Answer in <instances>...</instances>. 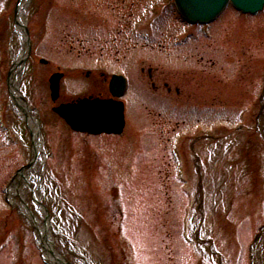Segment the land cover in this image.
<instances>
[{"label":"rangeland","instance_id":"1","mask_svg":"<svg viewBox=\"0 0 264 264\" xmlns=\"http://www.w3.org/2000/svg\"><path fill=\"white\" fill-rule=\"evenodd\" d=\"M99 1L29 0L23 13L30 46L18 89L38 120V195L54 249L70 264H264V10L227 6L208 24L209 39L171 46L169 9L146 23L150 38L133 34L135 5L98 9ZM16 3L0 0V264H46L4 192L32 159L7 84L21 47ZM96 64L104 79L126 76L120 134L86 137L50 109L80 93L79 69ZM57 68L65 77L51 102L47 78ZM25 198L33 208L29 190Z\"/></svg>","mask_w":264,"mask_h":264},{"label":"bare ground","instance_id":"2","mask_svg":"<svg viewBox=\"0 0 264 264\" xmlns=\"http://www.w3.org/2000/svg\"><path fill=\"white\" fill-rule=\"evenodd\" d=\"M29 0H17L14 13V31L19 35L21 47L18 54L13 58V68L8 76V86L11 100L19 115L25 121L31 133V165L19 171L8 183L6 194L8 198L19 206L21 212L33 226L36 239L40 244L43 255L49 264H68L63 257L54 249L50 232V225L44 206L39 201L38 191L41 185V177L37 172L36 165L43 158L42 143L38 128L37 117L30 107L22 100L18 89L19 72L23 66V59L27 53V37L24 30V10ZM29 190L30 202L25 198ZM18 199V201H17Z\"/></svg>","mask_w":264,"mask_h":264},{"label":"water","instance_id":"3","mask_svg":"<svg viewBox=\"0 0 264 264\" xmlns=\"http://www.w3.org/2000/svg\"><path fill=\"white\" fill-rule=\"evenodd\" d=\"M179 12L191 21L205 22L211 20L228 2V0H174ZM245 12H255L264 5V0H230ZM60 73L50 77L51 97L58 95ZM115 108L112 103L82 99L77 104H66L56 111L74 128L91 132H119L123 125L122 105Z\"/></svg>","mask_w":264,"mask_h":264},{"label":"flooded vegetation","instance_id":"4","mask_svg":"<svg viewBox=\"0 0 264 264\" xmlns=\"http://www.w3.org/2000/svg\"><path fill=\"white\" fill-rule=\"evenodd\" d=\"M113 2L117 4V6L120 5V8L123 7H128L129 6H134L133 12L129 11L130 13L128 14V18L132 17V22H133V34L136 36L145 34L146 36H149L150 38L152 37L151 34L152 28L149 26L146 27V21L153 20L156 13L158 10L162 7H165L169 9L172 13V22L175 25V29L171 32V37H170V45L171 46H182L188 41L192 39L199 40L201 38L204 39H209L208 37V28L203 25H198V24H187L183 22L180 17L176 15L175 12H173V6L170 1L168 0H141L137 4L134 1H125V0H100L99 2H96V8H100L103 6L105 9H113L115 8ZM107 3H112L110 6L107 8ZM122 14H125L127 17L126 12H121ZM133 13V15H132ZM175 13V15H174ZM94 14V12H92ZM114 14V12H113ZM111 19V18H107ZM106 20V19H103ZM178 24V25H177ZM132 25V24H131ZM199 26L197 29H194V26ZM147 32V34H146ZM178 33L180 35H178ZM177 39H179L178 42L179 44H176ZM177 42V43H178ZM135 45V44H134ZM145 50V48H141L140 46L135 47L132 46L129 51H142ZM128 51V52H129ZM141 70H143L141 68ZM84 73L86 79H87V84L84 87L83 94L87 96H98V97H109L108 91H107V84H106V78L104 79L105 72L102 71L99 67H94L93 69H86L82 71ZM147 75L149 76L151 80V69H147ZM105 80V83H104ZM92 82L93 87L91 88L89 82ZM151 86L154 88L155 84L153 81H151ZM163 86L165 87L166 91H170V86L163 81ZM175 92L178 93V88L175 87L174 89Z\"/></svg>","mask_w":264,"mask_h":264}]
</instances>
